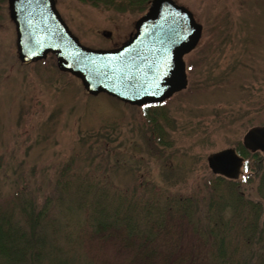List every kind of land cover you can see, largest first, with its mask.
<instances>
[{
  "label": "rangeland",
  "instance_id": "rangeland-1",
  "mask_svg": "<svg viewBox=\"0 0 264 264\" xmlns=\"http://www.w3.org/2000/svg\"><path fill=\"white\" fill-rule=\"evenodd\" d=\"M105 1L54 0L68 30L94 50L125 44L150 4ZM173 1L202 26L201 36L183 56L186 88L144 109L88 94L58 70L53 55L20 62L8 1L0 0V200L24 187L39 201L74 177L104 178L111 188L139 194L207 195L220 177L207 157L225 149L239 154L245 134L264 126V0ZM96 242L84 248L85 257L123 264L125 250Z\"/></svg>",
  "mask_w": 264,
  "mask_h": 264
},
{
  "label": "trees",
  "instance_id": "trees-1",
  "mask_svg": "<svg viewBox=\"0 0 264 264\" xmlns=\"http://www.w3.org/2000/svg\"><path fill=\"white\" fill-rule=\"evenodd\" d=\"M242 148L243 176L216 177L207 195L139 194L84 177L62 178L39 201L14 190L0 200V264H102L84 255L91 240L125 250L123 264H264V158Z\"/></svg>",
  "mask_w": 264,
  "mask_h": 264
},
{
  "label": "water",
  "instance_id": "water-1",
  "mask_svg": "<svg viewBox=\"0 0 264 264\" xmlns=\"http://www.w3.org/2000/svg\"><path fill=\"white\" fill-rule=\"evenodd\" d=\"M21 62L51 53L56 66L78 78L91 94L105 93L122 102L143 105L162 102L186 87L182 56L201 35V25L172 0H152L135 22L134 35L115 49L94 50L81 45L60 18L54 0H7ZM244 147L264 152V126L250 129ZM214 173L234 178L241 159L233 149L210 154Z\"/></svg>",
  "mask_w": 264,
  "mask_h": 264
},
{
  "label": "flooded vegetation",
  "instance_id": "flooded-vegetation-1",
  "mask_svg": "<svg viewBox=\"0 0 264 264\" xmlns=\"http://www.w3.org/2000/svg\"><path fill=\"white\" fill-rule=\"evenodd\" d=\"M139 18H140V17H139ZM139 18H137V19L134 21V25H133L134 31L132 32V34L135 32V22H136Z\"/></svg>",
  "mask_w": 264,
  "mask_h": 264
}]
</instances>
